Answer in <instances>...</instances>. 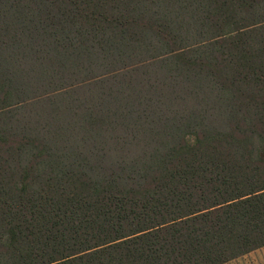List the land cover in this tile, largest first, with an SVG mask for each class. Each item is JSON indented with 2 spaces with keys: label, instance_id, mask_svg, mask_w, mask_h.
Instances as JSON below:
<instances>
[{
  "label": "trees",
  "instance_id": "obj_1",
  "mask_svg": "<svg viewBox=\"0 0 264 264\" xmlns=\"http://www.w3.org/2000/svg\"><path fill=\"white\" fill-rule=\"evenodd\" d=\"M262 248L264 0H0V264Z\"/></svg>",
  "mask_w": 264,
  "mask_h": 264
},
{
  "label": "rangeland",
  "instance_id": "obj_2",
  "mask_svg": "<svg viewBox=\"0 0 264 264\" xmlns=\"http://www.w3.org/2000/svg\"><path fill=\"white\" fill-rule=\"evenodd\" d=\"M226 264H264V248L253 251Z\"/></svg>",
  "mask_w": 264,
  "mask_h": 264
}]
</instances>
